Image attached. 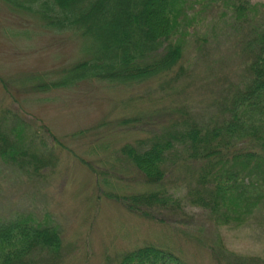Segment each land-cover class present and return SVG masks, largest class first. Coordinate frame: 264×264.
Returning a JSON list of instances; mask_svg holds the SVG:
<instances>
[{"label":"trees","instance_id":"1","mask_svg":"<svg viewBox=\"0 0 264 264\" xmlns=\"http://www.w3.org/2000/svg\"><path fill=\"white\" fill-rule=\"evenodd\" d=\"M2 1L38 18L51 30L72 31L89 44L85 59L59 72L56 80L42 75L24 83L41 93L98 81L125 88L151 82L165 89L168 97L175 95L176 87L185 90L186 82L193 79L194 64L187 59L188 53L195 46L205 56L211 32L223 33L219 28L223 21L234 32L242 59L234 78L215 71L214 77L227 79L215 82L216 90L206 88L214 85L209 84L212 79L200 83L204 95L213 97L215 121L201 123L189 110L181 111L150 145L125 144L120 154L149 190L114 194L113 198L131 213L156 222H162L155 214L163 209L181 216L182 206L163 184L170 173L187 168L190 206L205 210L217 226H245L264 210V4L252 0ZM216 5L226 10L213 30L203 28L208 9ZM221 36L214 34V40ZM18 117L11 122L8 114L0 113V160L36 178L55 167V150H66V146L44 123L39 122L35 131ZM138 120L137 116L124 118L122 124ZM41 133L51 140L52 148ZM82 163L94 170L90 162ZM217 244L219 251L212 250V256L218 261L228 259L219 240ZM61 248L60 229L50 217L40 221L29 214L0 221V264H34L42 256L59 263ZM233 257V264H260L254 258ZM119 264L186 263L168 250L146 245L122 256Z\"/></svg>","mask_w":264,"mask_h":264},{"label":"rangeland","instance_id":"2","mask_svg":"<svg viewBox=\"0 0 264 264\" xmlns=\"http://www.w3.org/2000/svg\"><path fill=\"white\" fill-rule=\"evenodd\" d=\"M252 3L264 4V0ZM216 6L208 9L203 28L213 30L226 10ZM219 22L223 33L211 32L206 55H199L195 46L188 53L187 59L194 64L193 79L186 82L185 90L176 87L175 95L168 97L165 89L151 82L125 88L98 81L41 93L24 83L42 75L51 82L56 80L59 72L85 59L89 44H83L82 37L72 31L51 30L38 18L0 0V113L8 114L11 122L20 116L35 131L42 122L66 146V150H55V167L36 178L0 160V221L29 214L40 221L50 217L62 235L58 264H119L122 256L146 245L168 250L186 264H233V256L264 264V210L245 226H217L205 210L190 206L187 168L170 173L163 184L182 206L181 216L163 209L155 214L162 222H156L131 213L113 198L114 194L149 190L120 154L125 144L150 145L181 111L189 110L201 123L215 121L213 97L204 95L200 83L227 80L214 77L215 71L234 78L242 59L234 32ZM219 33L222 36L214 40ZM218 61L223 62L219 68ZM215 85L206 88L216 90ZM133 100L135 103L130 102ZM134 116L140 120L122 124L124 118ZM81 132H85L82 138L74 137ZM46 143L53 147L48 138ZM82 160L90 162L94 170ZM218 240L229 257L223 261L211 253L219 251ZM49 263L57 264L44 256L34 264Z\"/></svg>","mask_w":264,"mask_h":264}]
</instances>
